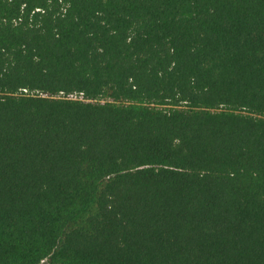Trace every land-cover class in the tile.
Wrapping results in <instances>:
<instances>
[{
  "label": "trees",
  "instance_id": "1",
  "mask_svg": "<svg viewBox=\"0 0 264 264\" xmlns=\"http://www.w3.org/2000/svg\"><path fill=\"white\" fill-rule=\"evenodd\" d=\"M45 260L264 264V0H0V264Z\"/></svg>",
  "mask_w": 264,
  "mask_h": 264
},
{
  "label": "built area",
  "instance_id": "2",
  "mask_svg": "<svg viewBox=\"0 0 264 264\" xmlns=\"http://www.w3.org/2000/svg\"><path fill=\"white\" fill-rule=\"evenodd\" d=\"M23 92L31 94V95H34V92H29L27 89H23ZM82 96H83L82 93H79V94L78 93H73V94L68 95L67 97L71 98V99H80V98H82Z\"/></svg>",
  "mask_w": 264,
  "mask_h": 264
},
{
  "label": "rangeland",
  "instance_id": "3",
  "mask_svg": "<svg viewBox=\"0 0 264 264\" xmlns=\"http://www.w3.org/2000/svg\"><path fill=\"white\" fill-rule=\"evenodd\" d=\"M41 264H51V263L45 260V261H42Z\"/></svg>",
  "mask_w": 264,
  "mask_h": 264
}]
</instances>
